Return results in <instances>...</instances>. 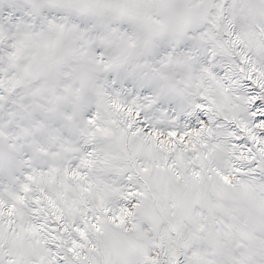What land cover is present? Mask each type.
<instances>
[{"label": "snow or ice", "instance_id": "6c2138e0", "mask_svg": "<svg viewBox=\"0 0 264 264\" xmlns=\"http://www.w3.org/2000/svg\"><path fill=\"white\" fill-rule=\"evenodd\" d=\"M0 264H264V0H0Z\"/></svg>", "mask_w": 264, "mask_h": 264}]
</instances>
